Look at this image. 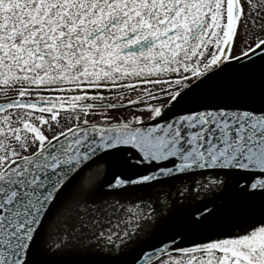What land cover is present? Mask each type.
Wrapping results in <instances>:
<instances>
[{
    "label": "snow or ice",
    "instance_id": "1",
    "mask_svg": "<svg viewBox=\"0 0 264 264\" xmlns=\"http://www.w3.org/2000/svg\"><path fill=\"white\" fill-rule=\"evenodd\" d=\"M251 27L264 0H0V264H264ZM93 161L106 180L85 190ZM193 184L233 204L154 214ZM54 217L91 242L72 261Z\"/></svg>",
    "mask_w": 264,
    "mask_h": 264
},
{
    "label": "water",
    "instance_id": "2",
    "mask_svg": "<svg viewBox=\"0 0 264 264\" xmlns=\"http://www.w3.org/2000/svg\"><path fill=\"white\" fill-rule=\"evenodd\" d=\"M90 168L91 171H87V169ZM106 168L104 165L96 166L95 161L90 162L84 170H82L83 175V181L81 183V187L85 190H92L95 188L97 184L104 183L106 180L105 176ZM104 178V179H103ZM79 179V177H77ZM103 179V180H102ZM102 180V181H101ZM183 185H180L178 189H174L172 191H165L160 192L157 195L161 194L163 195V198L155 199L157 204V216H170L174 214L175 210L180 206L184 205L187 201V204L191 208L202 206L204 203H207L208 201L215 198L216 204L221 207H230L233 204L234 201V194L230 191H223V192H216V191H208L205 192L203 189H198L197 187L192 186L191 192H187L183 190ZM181 192L182 195L179 193ZM165 193V194H164ZM200 197L201 199H197ZM188 198H192V204H190V201ZM160 204H171L172 208L168 209L166 207H163L165 209L162 210V212H159L160 210ZM211 207V205H209ZM152 224V221L150 222ZM59 237V241L64 244L63 251L67 254V250H69V241H66L65 239L68 238H75V245L73 246L77 247L78 250L82 251L85 247L88 246L91 242L84 236L76 235L73 236L71 233H65L64 232V224L58 220L57 218H53V223L51 226V238L48 241L53 245L55 248V245L57 243V238ZM77 251V250H76ZM76 257L71 256H62L58 257L57 260L64 262V261H72Z\"/></svg>",
    "mask_w": 264,
    "mask_h": 264
},
{
    "label": "flooded vegetation",
    "instance_id": "3",
    "mask_svg": "<svg viewBox=\"0 0 264 264\" xmlns=\"http://www.w3.org/2000/svg\"><path fill=\"white\" fill-rule=\"evenodd\" d=\"M243 31V30H242ZM259 35H261L259 37ZM258 38H264V28H259V27H251L250 28V32H249V39L252 43H255L256 40ZM243 39V37L241 35H238L237 38H236V45H239L241 44V40ZM238 50H237V47L233 50V54H238ZM136 93H133V96H135ZM0 102H7V98L4 97L3 95H0ZM122 111H127V110H122ZM113 115H116V113H113ZM90 120L92 119H99V117H93V116H90L89 117ZM63 118H62V123H63ZM47 134V133H46Z\"/></svg>",
    "mask_w": 264,
    "mask_h": 264
},
{
    "label": "rangeland",
    "instance_id": "4",
    "mask_svg": "<svg viewBox=\"0 0 264 264\" xmlns=\"http://www.w3.org/2000/svg\"><path fill=\"white\" fill-rule=\"evenodd\" d=\"M261 35H259V37H260ZM237 49L239 50V45H237Z\"/></svg>",
    "mask_w": 264,
    "mask_h": 264
}]
</instances>
